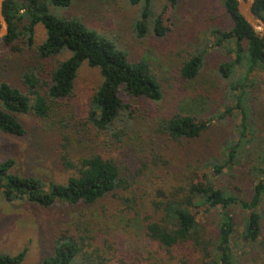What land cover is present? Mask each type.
Returning a JSON list of instances; mask_svg holds the SVG:
<instances>
[{
	"label": "rangeland",
	"instance_id": "374dc122",
	"mask_svg": "<svg viewBox=\"0 0 264 264\" xmlns=\"http://www.w3.org/2000/svg\"><path fill=\"white\" fill-rule=\"evenodd\" d=\"M146 6V0L136 5L129 0H70L67 6L50 5L58 16L78 19L111 41L131 61L148 62L156 75L163 93L160 101L123 95L129 107L113 125L117 132L126 131L121 139L96 129L91 121V100L103 77L99 68L86 62L78 70L72 96L62 100L51 121L33 114H18L26 128L24 136L0 130V162L13 158V172L35 176L47 184L66 182L74 170L64 165V154L76 163L83 156L100 153L120 163L132 185L131 191L141 195V201L133 211L124 210L122 196L130 192L121 189L93 205L59 203L43 207L28 201L9 202L0 189L1 253L16 255L26 248L24 263L40 264L53 254L56 237L68 229L76 231L78 226L89 228L95 242L108 239L117 248L113 254L124 253V258L130 259L138 251L154 262L161 255L146 238L142 218L155 191L169 188L188 171V165L197 166V175L208 173L218 185L230 187L242 199L251 198L252 187L260 180L251 168L261 165L264 158V69L248 73L245 67L236 65L229 76L221 72V65L233 62L236 56L234 40L226 39L219 45L220 36L214 33L229 31L233 26L223 0H178L175 5L169 0H152L148 3L147 33L139 37L135 30ZM159 15L168 29L162 37L153 32ZM46 36L45 27L38 24L32 47L19 43L22 49L14 51L0 43V83L7 82L27 93L22 80L27 69L40 63L49 68L69 57L70 53L64 52L40 60L37 47ZM199 52L204 53L199 75L184 80L180 73L183 63ZM237 96H242L243 109L249 113L248 142L233 174L225 169L223 176L215 177L212 167L204 164L212 158H222L226 143L239 134L243 113L236 107ZM230 108L233 109L227 115ZM175 113L211 118V127L200 137L182 142L158 134L159 119ZM154 155L162 156L154 159L157 165L152 162ZM193 210L203 222L204 214L197 208ZM259 210L263 218L264 199ZM231 211L238 229L235 252L246 264H264V236L253 246L245 244L239 234L246 212L238 207Z\"/></svg>",
	"mask_w": 264,
	"mask_h": 264
},
{
	"label": "trees",
	"instance_id": "16d2710c",
	"mask_svg": "<svg viewBox=\"0 0 264 264\" xmlns=\"http://www.w3.org/2000/svg\"><path fill=\"white\" fill-rule=\"evenodd\" d=\"M129 1L136 5L141 0ZM146 1L142 21L135 30L139 37H143L148 29L145 24H148L150 12L148 3L152 0ZM177 1L169 0L171 5ZM223 1L233 26L229 31L215 30L214 33L220 36L217 41L219 45L226 39L234 40L236 56L233 62L221 65V72L229 76L236 65H242L248 73L257 68L264 69V38L255 35L240 15L236 0ZM69 3L70 0H8L4 3L3 14L9 25V33L0 39L1 44L14 51L22 49L19 43L32 47L36 26L42 24L47 36L37 47L38 58L46 60L64 52L70 55L49 68L40 63L27 69L22 74L27 93L7 82L0 83V130L6 134L24 136L26 128L18 119V114H33L41 120L51 121L55 117V110L62 106V100L72 96L78 70L86 62L91 67L99 68L103 77L91 100V121L96 129L105 130L119 140L126 131L117 132L113 125L129 107L123 95L158 102L163 97L160 83L148 62L131 61L125 51L117 49L111 41L89 29L82 21L58 16L51 11V4L67 6ZM253 11L264 21V0H256ZM167 31L159 15L154 22L153 32L162 37ZM203 57L204 53L199 52L183 63L180 73L184 80L190 81L199 75ZM237 88L233 86V89ZM236 107L243 113L238 136L226 143L222 158H212L204 164V167H212L211 173L215 177L223 176L225 169L233 174L241 164V151L248 142L246 121L249 113L243 109L242 96H237ZM232 109L225 113L230 114ZM211 124V118L175 113L159 119L156 132L182 142L200 137ZM65 138L67 141L68 138ZM155 158L162 156L154 155L152 162L157 165ZM63 161L74 172L66 182L52 181L48 184L35 176L13 172V158L0 162L3 197L9 202L28 201L43 207L59 203L93 205L122 189L133 194L122 196L124 210L133 211L141 201V195L131 191L128 176L116 159L94 153L77 159L75 163L66 153ZM261 161V165L251 168V173L260 180L252 187L249 200L242 199L230 187L218 185L208 173L197 175V166L188 165V171L181 174L169 188H158L142 218L146 238L156 245V252L161 255L154 262L138 251L130 259L124 258V253H119L121 256L113 254L117 248L108 239L95 242L96 237L91 235L89 228L83 227L82 230L76 226V231L68 229L56 237L53 254L40 264H246L235 252L238 229L231 210L238 207L246 212L239 235L245 244H257L264 236V217L259 212L264 199V158ZM194 208L206 217L203 222ZM26 251L25 248L16 255L0 252V264H25Z\"/></svg>",
	"mask_w": 264,
	"mask_h": 264
},
{
	"label": "water",
	"instance_id": "95a60500",
	"mask_svg": "<svg viewBox=\"0 0 264 264\" xmlns=\"http://www.w3.org/2000/svg\"><path fill=\"white\" fill-rule=\"evenodd\" d=\"M8 0H0V39L9 33V25L3 14L4 3ZM238 11L244 20L251 26L255 35L264 38V21L259 19L253 11L256 0H236Z\"/></svg>",
	"mask_w": 264,
	"mask_h": 264
}]
</instances>
